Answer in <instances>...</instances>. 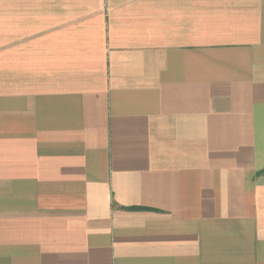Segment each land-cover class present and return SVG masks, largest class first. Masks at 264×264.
<instances>
[{
  "label": "crops",
  "instance_id": "obj_1",
  "mask_svg": "<svg viewBox=\"0 0 264 264\" xmlns=\"http://www.w3.org/2000/svg\"><path fill=\"white\" fill-rule=\"evenodd\" d=\"M0 76V264H264V0H0Z\"/></svg>",
  "mask_w": 264,
  "mask_h": 264
},
{
  "label": "rangeland",
  "instance_id": "obj_2",
  "mask_svg": "<svg viewBox=\"0 0 264 264\" xmlns=\"http://www.w3.org/2000/svg\"><path fill=\"white\" fill-rule=\"evenodd\" d=\"M25 73H26V75H30L31 74V72H32V70H25L24 71ZM1 77V76H0ZM27 81H29V79H27ZM15 87H17V86H15ZM19 87H21L22 89H31V88H33V87H35V86H32V85H28V84H26L25 86H19Z\"/></svg>",
  "mask_w": 264,
  "mask_h": 264
}]
</instances>
